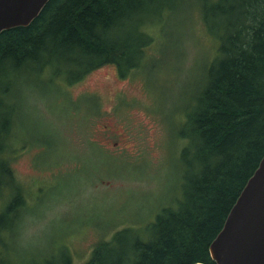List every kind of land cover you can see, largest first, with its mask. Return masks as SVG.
<instances>
[{"label": "trees", "instance_id": "obj_1", "mask_svg": "<svg viewBox=\"0 0 264 264\" xmlns=\"http://www.w3.org/2000/svg\"><path fill=\"white\" fill-rule=\"evenodd\" d=\"M177 1L49 0L29 26L1 32L0 176L15 183L3 158L17 76L47 73L71 85L106 65L124 76L141 67L152 42L147 29ZM201 7L217 48L177 132L186 141L179 155L182 199L151 223L97 243L85 264H215L210 244L264 156V0H202ZM18 191L0 212L4 232L20 207ZM70 261L61 250L41 264Z\"/></svg>", "mask_w": 264, "mask_h": 264}, {"label": "rangeland", "instance_id": "obj_2", "mask_svg": "<svg viewBox=\"0 0 264 264\" xmlns=\"http://www.w3.org/2000/svg\"><path fill=\"white\" fill-rule=\"evenodd\" d=\"M201 4L178 0L159 25L149 27L152 42L141 67L124 76L114 65L71 85L47 73L17 76L3 158L16 184L0 176V212L18 189L21 203L6 232L0 228V264H41L61 250L70 254V264H85L97 243L151 223L182 199L179 155L186 141L177 132L217 48L206 35ZM32 91L44 99L46 119L24 111V93ZM81 176L98 189L90 206L61 222L46 252L17 253L11 230L20 212L72 189Z\"/></svg>", "mask_w": 264, "mask_h": 264}, {"label": "water", "instance_id": "obj_3", "mask_svg": "<svg viewBox=\"0 0 264 264\" xmlns=\"http://www.w3.org/2000/svg\"><path fill=\"white\" fill-rule=\"evenodd\" d=\"M48 2L0 0V33L29 26ZM209 254L215 264H264V156L210 244Z\"/></svg>", "mask_w": 264, "mask_h": 264}, {"label": "clouds", "instance_id": "obj_4", "mask_svg": "<svg viewBox=\"0 0 264 264\" xmlns=\"http://www.w3.org/2000/svg\"><path fill=\"white\" fill-rule=\"evenodd\" d=\"M24 111L34 119L47 118L44 99L38 92H25ZM18 182H23L18 176ZM98 195V189L83 176L78 177L75 186L59 194H53L43 203L27 205L13 221L14 247L21 255L44 253L49 248L54 230L69 215L80 208L90 206Z\"/></svg>", "mask_w": 264, "mask_h": 264}]
</instances>
